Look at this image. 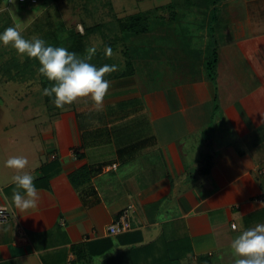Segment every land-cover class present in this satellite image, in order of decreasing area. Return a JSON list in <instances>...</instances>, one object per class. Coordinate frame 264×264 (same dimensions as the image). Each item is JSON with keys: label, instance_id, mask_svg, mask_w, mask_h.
<instances>
[{"label": "crops", "instance_id": "obj_1", "mask_svg": "<svg viewBox=\"0 0 264 264\" xmlns=\"http://www.w3.org/2000/svg\"><path fill=\"white\" fill-rule=\"evenodd\" d=\"M175 10L127 41L132 69L104 78L101 104L59 108L42 83L15 96L47 115L25 135L0 120V264H235L233 239L264 223V0ZM25 173L27 209L12 199ZM128 208L131 229L109 234Z\"/></svg>", "mask_w": 264, "mask_h": 264}, {"label": "rangeland", "instance_id": "obj_2", "mask_svg": "<svg viewBox=\"0 0 264 264\" xmlns=\"http://www.w3.org/2000/svg\"><path fill=\"white\" fill-rule=\"evenodd\" d=\"M175 2L179 12H188L194 8L200 12L208 5L204 0H40V4L30 6L8 4L7 0H0V33L8 27H15L25 39L41 38L47 44L68 48L77 33L84 34L85 27L102 25V30L86 36L84 44L86 51L93 47L96 49L90 63L98 68L105 64L117 67L116 71L105 74L104 78H108L121 72L128 73L130 70L126 67L127 58L132 61V56L127 55L126 58L124 53L129 51L127 41L133 40L125 39V43L120 40L117 19L138 12L167 18L168 12L161 7L175 5ZM108 48L111 49L110 55L106 53ZM136 48L139 49L136 46L133 49ZM86 55L87 53L84 56ZM134 57L139 59L142 55L136 54ZM209 59L212 60L213 57ZM145 60L147 59L142 58V61ZM39 68L37 59L18 54L11 43L0 42V120H16L18 130L11 128L13 133L25 135L27 132H36L40 121L37 116L39 113L40 117L47 115L46 107L39 108L43 104L39 105V101L34 99L31 101V96H24L21 100L15 97L21 88H39V84L47 79L40 73ZM143 72L136 71V76L141 87L145 89L147 85L144 79L147 78V71Z\"/></svg>", "mask_w": 264, "mask_h": 264}, {"label": "clouds", "instance_id": "obj_3", "mask_svg": "<svg viewBox=\"0 0 264 264\" xmlns=\"http://www.w3.org/2000/svg\"><path fill=\"white\" fill-rule=\"evenodd\" d=\"M0 42L11 43L18 54H26L40 63L39 71L49 81H54L51 87L45 88L43 94L54 96V103L62 108L80 97L91 96L96 104H101L109 89L110 82L104 79L106 73L117 70L115 65L97 67L90 63L91 56L96 49H87L86 56H80L65 47L47 44L41 38L25 39L15 27H8L0 33ZM111 54V49H106ZM6 166L23 169L27 159L22 156L10 157ZM31 174H17L12 177L16 189L12 199L23 209L36 207L39 196L38 189ZM231 250L236 257L235 264H264V223L251 227L238 236L231 243Z\"/></svg>", "mask_w": 264, "mask_h": 264}, {"label": "trees", "instance_id": "obj_4", "mask_svg": "<svg viewBox=\"0 0 264 264\" xmlns=\"http://www.w3.org/2000/svg\"><path fill=\"white\" fill-rule=\"evenodd\" d=\"M217 1L218 0H204V3L208 4L206 9H209L211 5L215 4ZM39 3H40V0L37 4L30 5V6H36ZM174 4L175 5L169 4L167 6L161 7L162 9H165L168 12L169 14L168 19L169 21L171 20L170 23L174 22L177 16L176 10H175L176 2ZM25 5H28V4H25ZM150 18L152 19L150 20ZM163 21H164V18H162L161 16H152V13L150 16L146 12H138V13L128 15L123 18H118L117 23H118V28L120 32V40L125 43L130 38L137 37L143 34H148L155 29L158 23L161 26L164 25ZM100 30H102V25H96L93 27L92 26L85 27L84 34L77 33L75 37L72 39L71 44L69 45L67 49L71 52L77 53L80 56H84L87 53L86 44H84L86 36L96 33ZM125 39L127 40L125 41ZM124 55L127 58L126 52L124 53ZM215 63H216V59L213 56V59L210 60L208 64V70L211 76H213ZM126 67H128L129 70L131 71L132 65H131L129 58H127ZM53 83L54 81H49L48 79H44V81H42L43 89L51 87ZM53 97L54 96L50 97V96L45 95V98L47 100H51L53 99Z\"/></svg>", "mask_w": 264, "mask_h": 264}, {"label": "built area", "instance_id": "obj_5", "mask_svg": "<svg viewBox=\"0 0 264 264\" xmlns=\"http://www.w3.org/2000/svg\"><path fill=\"white\" fill-rule=\"evenodd\" d=\"M39 2V0H7L8 4L18 3V4H28V5H35ZM261 203H264L261 201ZM129 209L124 210L121 216L111 225L108 226L107 230L111 235H119L124 232H127L131 229L130 221H129ZM8 220V215L6 209L4 207L0 208V222L4 223ZM235 229V226H231Z\"/></svg>", "mask_w": 264, "mask_h": 264}]
</instances>
